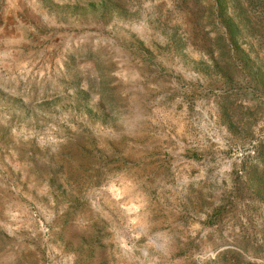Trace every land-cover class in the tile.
<instances>
[{
    "label": "rangeland",
    "instance_id": "1",
    "mask_svg": "<svg viewBox=\"0 0 264 264\" xmlns=\"http://www.w3.org/2000/svg\"><path fill=\"white\" fill-rule=\"evenodd\" d=\"M185 5L0 0V264H264V66Z\"/></svg>",
    "mask_w": 264,
    "mask_h": 264
},
{
    "label": "trees",
    "instance_id": "2",
    "mask_svg": "<svg viewBox=\"0 0 264 264\" xmlns=\"http://www.w3.org/2000/svg\"><path fill=\"white\" fill-rule=\"evenodd\" d=\"M125 1L101 0L102 3L109 6ZM177 1L179 5L186 4L184 8L188 9L194 19V26L185 31V40L207 49L208 58L213 66H264V57L261 58L258 53L253 55L242 49L239 39L244 35L248 37L257 35L261 30H264V22L258 24L264 17V0ZM230 3L233 10L237 9L238 14L234 15L228 12ZM236 5L238 8L234 7ZM250 11L257 13L258 22L254 13H249ZM253 20H256V23ZM245 29L249 31L250 35L244 34ZM212 34H214L213 38ZM260 37L258 38L259 42L264 43V36Z\"/></svg>",
    "mask_w": 264,
    "mask_h": 264
}]
</instances>
